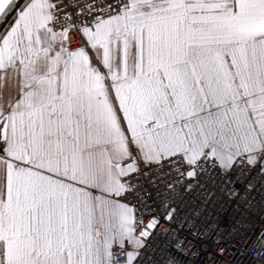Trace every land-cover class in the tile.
<instances>
[{
  "label": "snow or ice",
  "instance_id": "obj_1",
  "mask_svg": "<svg viewBox=\"0 0 264 264\" xmlns=\"http://www.w3.org/2000/svg\"><path fill=\"white\" fill-rule=\"evenodd\" d=\"M241 180L264 0H0V264H179L185 194Z\"/></svg>",
  "mask_w": 264,
  "mask_h": 264
},
{
  "label": "built area",
  "instance_id": "obj_2",
  "mask_svg": "<svg viewBox=\"0 0 264 264\" xmlns=\"http://www.w3.org/2000/svg\"><path fill=\"white\" fill-rule=\"evenodd\" d=\"M203 183L213 188L207 178ZM203 191L186 193L180 202L179 231L188 243L183 246V256H176L179 264H264V204L260 196L251 194L255 203H249L244 180L235 185L236 195L230 198L217 191L206 200ZM206 231L208 238L199 239ZM157 244L167 246L163 239Z\"/></svg>",
  "mask_w": 264,
  "mask_h": 264
}]
</instances>
